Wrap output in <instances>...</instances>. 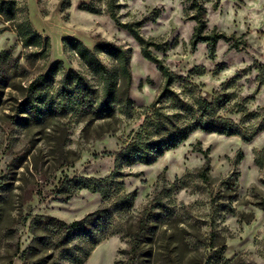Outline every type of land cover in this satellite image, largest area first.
I'll return each instance as SVG.
<instances>
[{"label": "rangeland", "instance_id": "374dc122", "mask_svg": "<svg viewBox=\"0 0 264 264\" xmlns=\"http://www.w3.org/2000/svg\"><path fill=\"white\" fill-rule=\"evenodd\" d=\"M14 1L15 23L0 14V264H35L43 256L51 263L52 249L39 246L36 256L30 255L33 220L48 215L72 223L95 212L101 196L82 190L69 199V181L75 176L110 175L115 157L105 154L119 151L122 140L140 123L139 117L132 123L123 117L112 136L99 134L102 122L89 130L85 122H78L75 113L85 112L76 110L72 70L100 90L103 85L70 39L91 50L98 42L123 47L131 73L129 96L139 111L158 102L166 80L157 64L144 57L132 34L112 18L110 0ZM115 4L121 23H141V35L159 45L151 51L174 75L171 88L188 103L201 95L210 101L225 96L229 102L221 113L237 123L243 120L245 112H237L242 108L259 114L244 123L258 133L252 142L196 131L157 162L125 167L127 191H137L134 208L125 218L138 221L148 216L156 192L172 186L169 194L159 196L165 208L156 210L162 220L155 241L161 245L160 240L171 236L173 256L183 264H264V168L255 163V151L264 147V75L257 69L264 65V0H222L217 10L212 2L205 3L204 34L231 37L229 42L219 41L213 59L206 42L192 45L197 21L187 11L191 2L118 0ZM83 5L100 13L82 9ZM21 23L40 36L36 46L24 45L17 29ZM98 56L106 67L116 65L108 54ZM45 74V84L30 95L31 82ZM32 103L39 111H32ZM162 104L165 112L173 113L170 97ZM29 113L53 114V118L44 126L33 125L25 121ZM207 161L210 181L206 183L199 173ZM228 178L231 182L224 183ZM127 247L121 234L113 236L85 264H121L120 250Z\"/></svg>", "mask_w": 264, "mask_h": 264}, {"label": "trees", "instance_id": "16d2710c", "mask_svg": "<svg viewBox=\"0 0 264 264\" xmlns=\"http://www.w3.org/2000/svg\"><path fill=\"white\" fill-rule=\"evenodd\" d=\"M191 2L187 8L192 18L197 21L192 45L194 48L199 43L206 42L209 47L210 57L216 56L217 45L220 40L231 41V37L223 33L204 34L207 27L205 20V3H213L217 10L222 0H186ZM243 3V0H237ZM118 0H110L109 10L112 18L118 25L126 28L142 47L145 58L157 64L158 69L165 76L166 88L158 102L152 107L137 110L134 102L129 96L131 84V73L129 58L123 47L109 42H98L94 50L85 47L79 40L70 39L72 48L77 51L81 60L85 63L90 72L102 82V90L85 80L78 72L72 70V93L78 94L75 113L78 122H85V129H90L96 122L100 123L101 133L116 136V123L140 118L139 127L132 129L129 135L122 140V146L116 153H107L105 156L115 157V169L110 175L104 178L75 176L68 183V198L75 196L82 190L99 194L102 198L101 206L93 213L86 215L83 219L67 223L53 216L39 215L31 225L33 230V255L38 251L39 246L43 249H52L54 253L48 255L52 261L48 263L46 256L39 257L35 264H62L64 260L70 264H85L95 249L105 240L121 234L128 240V247L120 250L122 255L121 264H183L173 256L176 248L173 247L171 236L169 240L156 238V228L161 216L156 210L165 208L162 194H169L172 186L162 187L157 197L152 200V206L146 217L136 221L133 218L126 219L137 199V191L128 192L126 182L123 180L127 174L125 167H132L136 164L151 165L159 160L166 152L178 148L191 134L196 131L215 133L225 136H240L246 142H252L258 134L254 127L249 128L244 123L246 120H256L259 114L247 113L245 108L237 112L243 113V120L237 123L228 113H221L229 100L225 96L214 97L211 101L204 95L195 99L194 103H188L181 94L175 91L172 85L175 82L174 75L164 65L163 61L153 55L151 47L159 49V45L148 42L140 33L139 23H121L114 12L115 3ZM15 1L0 0V14L7 20L17 21ZM82 9L92 13H100V10L83 5ZM18 32L24 40L26 47L36 46L40 36L27 24H18ZM1 32V31H0ZM238 49L237 45L232 44ZM98 53H106L113 58L116 65L112 69L106 67L100 60ZM118 64V65H117ZM57 66V65H55ZM54 66V67H55ZM253 67H249L251 70ZM259 75H264V65L257 67ZM203 74V73H202ZM48 74L40 75L33 80L28 87L31 94H37L45 84ZM263 82L262 78L259 77ZM119 81H121L119 83ZM170 97L173 103V113L165 112L166 106L162 104L165 98ZM226 99V100H225ZM161 103L159 107H156ZM32 111H39L37 103H32ZM74 108V106H73ZM154 109L153 111H151ZM120 111V113H117ZM53 118V114L43 116L42 113H29L26 123L33 125L44 124ZM106 126V127H105ZM129 126V124L127 125ZM57 134V131L54 132ZM54 134V135H55ZM60 139V137H59ZM60 146V145H59ZM255 163L258 167L264 168V147L257 149ZM210 164L207 161L199 176L204 182L210 181ZM225 180V179H224ZM231 182L228 178L224 183ZM43 226V229L39 227ZM43 231V234L42 232ZM164 237L167 230H164ZM42 234V235H41ZM166 238V237H165ZM49 246V247H48ZM52 247V248H51Z\"/></svg>", "mask_w": 264, "mask_h": 264}]
</instances>
